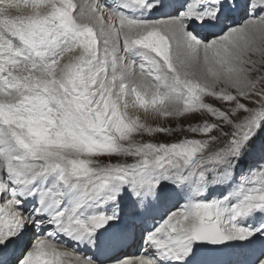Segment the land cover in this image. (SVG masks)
I'll return each instance as SVG.
<instances>
[{"label": "snow or ice", "instance_id": "snow-or-ice-1", "mask_svg": "<svg viewBox=\"0 0 264 264\" xmlns=\"http://www.w3.org/2000/svg\"><path fill=\"white\" fill-rule=\"evenodd\" d=\"M0 264H264V0H0Z\"/></svg>", "mask_w": 264, "mask_h": 264}]
</instances>
